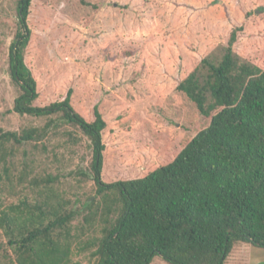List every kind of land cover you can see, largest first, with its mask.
Here are the masks:
<instances>
[{
	"label": "trees",
	"instance_id": "trees-1",
	"mask_svg": "<svg viewBox=\"0 0 264 264\" xmlns=\"http://www.w3.org/2000/svg\"><path fill=\"white\" fill-rule=\"evenodd\" d=\"M106 1L78 0L86 7L78 23L86 27ZM35 3L46 5L43 0L16 4L18 27L8 58L18 90L12 110L36 117L57 114L81 131L92 148L98 200L87 197L82 222L73 225L80 212L57 195L54 176L29 178L36 186H28L33 194L25 191L6 205L0 201L5 238L0 258L9 264H83L74 260L76 251L94 264H150L155 255L168 264H225L236 242L264 248V0H239L225 38L173 88V96L182 105L191 102L205 124L187 128L173 145L158 147L153 160L137 170H120L109 179L102 178L105 162L125 146L116 135L127 129L128 119L117 115L109 126L96 103L75 108L72 87L40 94L29 56ZM253 16L261 19L260 36L254 59L243 60L236 44ZM51 121L41 129L0 131L5 178V159L15 146L42 137Z\"/></svg>",
	"mask_w": 264,
	"mask_h": 264
},
{
	"label": "rangeland",
	"instance_id": "rangeland-1",
	"mask_svg": "<svg viewBox=\"0 0 264 264\" xmlns=\"http://www.w3.org/2000/svg\"><path fill=\"white\" fill-rule=\"evenodd\" d=\"M238 1L107 0L86 27L78 23L86 12L78 0L33 4L31 16L36 26L29 56L40 94L72 87L75 108L96 103L109 126L117 115L128 119L127 129L116 135L127 145L107 157L102 178H112L120 170H137L153 160L158 147L173 145L187 128L205 124L194 105H182L172 91L188 69L225 38ZM16 4L17 0H0V131L41 129L52 121L42 137L15 146L5 159L9 178L0 165V201L6 205L17 202L25 191L33 194L28 186H36L29 178L49 174L54 176L52 188L66 201V207L80 212L72 220L77 225L82 222L87 197L98 200L90 169L92 148L77 127L57 114L36 117L12 110L18 90L10 79L8 58L18 27ZM251 18L236 44L243 60L254 59L253 45L260 36L261 19ZM33 198L29 195L30 201ZM0 239L5 240L1 229ZM73 258L94 264L86 253L75 251ZM0 264L9 263L0 258ZM150 264L168 263L155 255ZM225 264H264V248L236 242Z\"/></svg>",
	"mask_w": 264,
	"mask_h": 264
}]
</instances>
